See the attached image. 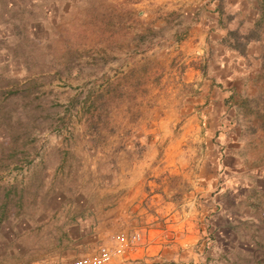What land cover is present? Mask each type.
Wrapping results in <instances>:
<instances>
[{"label":"rangeland","instance_id":"374dc122","mask_svg":"<svg viewBox=\"0 0 264 264\" xmlns=\"http://www.w3.org/2000/svg\"><path fill=\"white\" fill-rule=\"evenodd\" d=\"M203 1L0 0V244L10 239L9 220L19 208L54 210L65 203L87 217L123 214L130 203L141 211L136 205L148 195L146 201L152 196L162 204L156 214L162 227L156 229L173 234L160 240L166 255L180 254L173 240L188 236L176 264H264V121H248L242 150L234 153L239 168L231 173L258 189H242L247 204L225 198L233 219L221 237L214 233V244L205 232L212 213L191 203L201 187V162L217 159L212 143L196 151L205 133L212 135L206 130L216 128L218 115L216 105L214 119L207 118L211 107L194 91L208 31ZM117 81L121 96L108 102L93 130L81 113L82 99ZM256 92L254 108L264 114V83L249 95ZM226 162L236 163L230 157ZM173 193L181 203L174 211L169 203V212L163 202ZM170 218L186 224L175 230L178 236L167 230ZM110 236L83 251L91 255L111 245ZM127 252L107 264L168 261L163 253L151 262L150 256L131 258Z\"/></svg>","mask_w":264,"mask_h":264},{"label":"crops","instance_id":"0c3cea01","mask_svg":"<svg viewBox=\"0 0 264 264\" xmlns=\"http://www.w3.org/2000/svg\"><path fill=\"white\" fill-rule=\"evenodd\" d=\"M228 2L227 4L230 6V8L233 10H239L240 15L239 17H236V20H246L247 22L251 23V20H253V18L260 13V8L258 7V4H255L254 1L252 4H248L246 1L241 0H229ZM202 25L204 28L206 25H209L205 23L204 17L202 19ZM257 39L258 41L256 43H250L245 50V69H240L243 67V63H240L242 67L237 68V74H264V71L259 68L258 58L261 51L259 45L264 44V28L261 30V33ZM200 52L202 51L200 50ZM223 61H225L224 58ZM226 62L227 61L223 63V70L221 71L223 76L227 75L226 73L229 69V66ZM254 77L255 76H253V79ZM263 83L264 80L255 82L253 81V85L250 83L245 88L243 87L245 94L250 96L249 92L253 90L254 93V91L259 90ZM217 96L218 102L215 100ZM224 97L225 94L220 92H216L214 95L212 94L209 96V99L213 100V106L215 105V102L216 105H218L217 116H219L221 109L220 100ZM211 110L212 108H210L209 119H212L215 116L214 111ZM215 120L217 121V117H215ZM204 142L205 147L209 149L208 143H210V140L205 139ZM242 145L243 142L241 141V143L229 144L228 146H234L238 149L241 148ZM237 152L238 151H236V153ZM226 158H224L222 161V174L226 175V177L224 176L223 179L216 178L213 175L207 173L208 171L212 172L215 170L216 164L214 161H203L201 163L198 174L199 179L196 180L197 184L201 185V187L199 188V193H196L194 197H192L191 202L193 204V202L196 201L197 196L205 199L208 206L206 208L209 209L210 212L217 214L218 217L223 218L224 222L220 219V221L223 222V225H227V223L229 224V221L233 219L230 218V216L228 217V214L225 212L227 208L225 205L226 195L224 192H227L231 198L233 197V203L238 206L240 204H247L250 202L249 197L246 196V193H243V190L257 188L255 182L252 181V183L248 181L250 182L248 184L245 179H241L242 177L237 178V176H234L232 179L231 177H228L227 180V172H229V170L237 171L240 161H236L233 168L231 166H227L225 163ZM235 158L238 157L235 156ZM170 166L172 165L170 164ZM227 167L228 171L226 172ZM254 172L256 173L258 171L254 170ZM240 174L245 175V172H240ZM227 182H229L230 186V190L228 191H226ZM208 184H211L212 189H214V187L217 188V192L210 197L207 195L210 193V190L207 188ZM147 196L148 195H145V197H143V199L140 200L136 205L137 207H140L141 211L136 212V208L131 206L133 203H130L127 205V208L121 209V212H124L123 214L107 212L104 214L99 213L98 215H90L87 217L81 210L71 211V209H67L65 203H59L57 208L54 210H50L46 207L40 208L39 206H33L32 209H29V211L24 208L21 209L24 211V215H22V212L19 208L17 209V214H15V216H17L9 220L10 239L5 237L3 240L7 241L0 244V264H64L86 255L85 252L91 251V247L99 243V240H106V238L103 239L106 234H131L134 232L139 233L141 239L138 243L132 244L131 248L126 250L128 251V256L131 258L140 259L150 256L151 259L149 260H151V262H157V256L160 258L162 257L161 253H163L164 258H167L168 260L167 264L170 262H174V264H176L181 261L180 258L186 253L187 243L185 244V240L188 236H185V239L180 242H178L176 239L173 240L174 244H176L174 245L176 247L175 251L178 250V248H182L180 249V254H176L174 252L173 254L169 253L166 255V250L164 248L166 245L162 244L160 240L164 241L165 238H169L170 235L168 236V234L163 230L156 229L159 225H161V222H159L160 224L157 222L159 219L156 218V214H159V208H162V204L159 205V199H151L152 196H149L148 201H146L145 198ZM147 202L153 204V207L147 205ZM164 204L166 205L163 207L164 210H169V212L174 211V207H172L171 204L169 205L172 208L170 211V207H168L169 202H163V205ZM156 205L158 206L157 208L155 207ZM203 210L204 206L201 205V213ZM166 215H168V213ZM152 216L154 217L152 218ZM120 217L122 218L121 221H124L123 226L119 223ZM159 218H162V216ZM243 218L245 217L243 216ZM237 219H240V217ZM173 221L174 220L171 219V222ZM184 224L185 223L183 220H179L178 222H173V224H169L168 227H166L167 230H172L178 236L175 230L182 231V229L179 228H182ZM117 225H121L123 228L119 229L116 227ZM175 225H178L177 228H172V226ZM160 227H162V225ZM185 231L188 232V227L185 228ZM172 236L173 234H171L170 238ZM89 239L90 241H88ZM7 257L10 261L5 260Z\"/></svg>","mask_w":264,"mask_h":264},{"label":"trees","instance_id":"16d2710c","mask_svg":"<svg viewBox=\"0 0 264 264\" xmlns=\"http://www.w3.org/2000/svg\"><path fill=\"white\" fill-rule=\"evenodd\" d=\"M228 1L229 0H204L202 3L203 8L201 9V12H203L205 23L209 25H206L208 26V31L205 38L206 44L202 56V63L198 66L201 79L199 81L200 83L197 84V88L194 90L197 92L195 94V96L198 95L197 97H200L201 93L204 94L202 97L203 105H210L212 110H214L216 102L213 106V100H210L209 96L212 94L214 95L216 92L225 94V97L220 100L221 109L219 116H217L216 128H207L206 131H211L213 133L210 137L205 133V138L201 139L200 145L196 150L197 152H202V149H206L204 142L205 139L210 140V143H212L213 149L215 150L214 153L217 155V159L214 161L217 169L215 167V170L212 171V174L210 175L219 179H223L224 176L226 177V175L222 174L223 159L228 156L234 158L235 161H238V158H235L236 155H234V153L242 150V147L237 149L234 146L228 145L238 144L241 143V141L243 142L245 134L250 131V126H247V123L252 118L253 120L259 119L264 121V114L257 108H254L253 105L256 96H259L260 93L256 92L257 94H254V96H247L244 90V88L250 83L253 85V81L264 80V74H237L238 67L240 68L243 66L240 69H245V50L250 43H256L258 41L257 38L259 37L261 30L264 28V0H241L246 1L248 4H252L254 1L260 8V13L251 20V23L246 20H236V17H239L240 15L239 10H233L230 8L227 4ZM201 12L198 11L195 14L198 19ZM171 14L172 17H177V13ZM186 30L187 27H185L180 33H175L174 38L181 37ZM259 48L261 50L258 57L259 68L264 71V44L259 45ZM223 58L227 61L226 63L229 66L226 76H223L221 73L223 70V63L225 62L223 61ZM240 63H243V65L241 66ZM253 76H255L254 79ZM118 84L120 85L119 81L115 84L106 83L105 88L102 90L99 89L95 92L91 89L87 91L83 97L81 113L86 116V123L93 130L98 129L101 125L102 117L106 113L108 107V102L121 96L119 89L120 86ZM187 85L188 84L186 83L183 84L184 87H187ZM206 116L209 118V114ZM225 163L230 167L226 161ZM231 167L234 168V165ZM227 171L228 167L226 169V172ZM231 173H233L231 170L227 172V180L228 177H231V179L233 178ZM256 173L259 175L258 172ZM226 187V191L230 190L229 182H227ZM207 188L210 190V193L207 194L208 197L217 192V188L214 187V189H212L211 184H208ZM224 193L226 197L229 196L227 192ZM180 199L181 195H179V193H173L169 196L168 202L172 207L179 208V203H181ZM196 201L198 206L201 207L202 205L208 207L207 201L202 197L197 196ZM225 212L228 214L227 210H225ZM211 213V221L205 224V232L207 231L208 233L207 239L212 242L215 238V232L221 237L222 229L225 225H223L222 221L220 222V219L223 220V218L218 217V215L213 212ZM1 217H4L3 213H1L0 218ZM229 222H231V220ZM197 243H199V241H197Z\"/></svg>","mask_w":264,"mask_h":264},{"label":"built area","instance_id":"2783aa9c","mask_svg":"<svg viewBox=\"0 0 264 264\" xmlns=\"http://www.w3.org/2000/svg\"><path fill=\"white\" fill-rule=\"evenodd\" d=\"M141 237L137 232L131 234L112 233L110 236L111 245L99 246L91 255H83L64 264H107L113 257L121 255L131 248L132 244L138 243Z\"/></svg>","mask_w":264,"mask_h":264}]
</instances>
